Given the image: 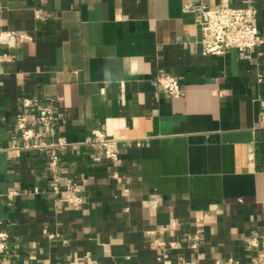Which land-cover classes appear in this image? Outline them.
<instances>
[{
  "label": "crops",
  "instance_id": "crops-1",
  "mask_svg": "<svg viewBox=\"0 0 264 264\" xmlns=\"http://www.w3.org/2000/svg\"><path fill=\"white\" fill-rule=\"evenodd\" d=\"M226 1L255 5L264 35V0H0L4 264H264V44L204 54L186 10ZM25 97L29 116L61 113L35 141L65 139L59 183L81 205L50 191L48 150L11 149ZM96 129L117 161L87 142Z\"/></svg>",
  "mask_w": 264,
  "mask_h": 264
},
{
  "label": "built area",
  "instance_id": "built-area-1",
  "mask_svg": "<svg viewBox=\"0 0 264 264\" xmlns=\"http://www.w3.org/2000/svg\"><path fill=\"white\" fill-rule=\"evenodd\" d=\"M194 13V21L201 37L202 52L207 55H221L229 49L249 55L256 46L264 44V35L260 33L256 25L258 10L255 5L234 6L224 2L216 7H209L202 4L199 7H188ZM13 35V33H11ZM27 37L28 35L22 34ZM3 56H0V60ZM160 89L171 97H179L185 93L179 79L171 74L157 76ZM51 102L53 99L50 100ZM36 103L30 97L22 100V110L16 114V126L20 135L21 144L13 145L20 153L22 149L36 148L41 151L48 150V167L50 177L48 186L50 191L60 200L67 202L69 206H78L83 203L81 187L76 182H68L64 187L59 183V163L61 161V150L67 145L63 137H57L50 142H37L36 124L45 128L53 129L61 113H57L51 104H47L34 111L32 116L28 112L35 108ZM264 127V115L261 117ZM87 142L100 147L106 158L111 161L119 159L120 139L108 136L104 131L96 129ZM9 232L0 228V264H4L3 255L9 249ZM197 242L200 240L198 234L194 235ZM264 244V239H263ZM215 264H240L238 260H216Z\"/></svg>",
  "mask_w": 264,
  "mask_h": 264
}]
</instances>
